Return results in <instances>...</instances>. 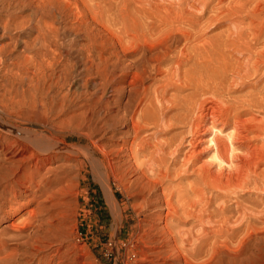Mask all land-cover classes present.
Segmentation results:
<instances>
[{
  "label": "bare ground",
  "instance_id": "6f19581e",
  "mask_svg": "<svg viewBox=\"0 0 264 264\" xmlns=\"http://www.w3.org/2000/svg\"><path fill=\"white\" fill-rule=\"evenodd\" d=\"M77 1L90 16L100 20L106 31L116 33L129 62L135 109L123 108L122 118L111 121L108 128L111 132L117 131L118 125L127 129L121 134L133 141L126 142L130 144L126 150L140 163L144 178L153 184V194L161 189L163 200L159 196L156 202L161 207L162 202L166 205L164 229L170 228L175 244L178 242L176 245L184 249L178 251V259L184 258L190 264L208 257L207 263L211 264L219 255L235 253L247 243L264 242L262 195L260 202L255 200L251 206L245 205L248 200H242L246 194L264 193L262 180V184L258 182L264 177V147L254 143L253 136L250 139L252 134H263L264 125L256 118H247L252 109L264 113V84L260 85L264 80L253 81L249 89L255 92L241 97L240 103H228L230 98L225 101L223 95L230 92L226 87L222 91L226 86L222 78L228 77V71L236 80H246L256 79L264 69V0H120L117 13L106 0ZM76 11L81 13L78 3ZM220 17L228 28L206 39L207 28ZM36 18V14L31 16ZM31 19L16 26L22 29V37L11 38L10 44L0 48L1 65L14 60L9 50L12 44L30 50L34 31L41 35L59 32L47 28L43 15L36 25L23 30ZM9 29V25L4 27V35L9 34ZM57 37L62 42L65 34ZM40 71L35 68L27 76L26 72L9 70L4 77V93L0 96V216L5 215L0 221L23 212L24 205L17 199L43 196L41 170L48 166L50 173L56 170V162H69L74 156L89 163L109 198L106 156L103 154L102 160L89 147L66 145V135L57 134L47 118L38 116L32 105H25V99L38 95L40 81L45 79L40 77ZM226 72L227 77L223 76ZM148 78L154 81L152 85H146ZM243 83L236 84L248 89ZM15 84H27V88L19 87L15 94ZM183 127L189 129L185 135L188 138L180 131ZM149 129L154 131L146 133ZM198 141L207 145L203 153L201 148V154ZM184 142L191 148L180 155ZM34 160L36 180L28 177L26 168ZM9 195L11 206H7ZM7 207L9 211L5 212ZM182 225L192 228L183 230ZM11 226L18 228L14 223Z\"/></svg>",
  "mask_w": 264,
  "mask_h": 264
},
{
  "label": "rangeland",
  "instance_id": "374dc122",
  "mask_svg": "<svg viewBox=\"0 0 264 264\" xmlns=\"http://www.w3.org/2000/svg\"><path fill=\"white\" fill-rule=\"evenodd\" d=\"M106 2L117 13L120 0ZM77 3L80 14L76 11ZM33 14L38 18L31 19ZM41 15L47 28L59 32L41 35L34 31L29 40V51L23 45L19 48L11 45L9 50L13 51L11 58L14 60L0 64V96L4 93L3 81L9 70L31 76L35 68H40V77L45 79L40 81L36 98L25 99V105H32L38 116L47 118L57 134L66 135V145L89 147L102 160L103 154L106 156L109 198L83 157L74 156L69 162L58 161L54 164L56 170L50 173L47 166L40 171L44 182L43 196L17 199L21 206L24 205L23 212L0 221V264H186L184 258L178 259L177 256L179 250L184 251L183 246L176 245L178 242L175 244L171 231H168L170 228L164 229L167 227L166 205L162 202L165 206L161 207L156 202L159 196V200H163L161 189L157 188L153 194V184L144 178L140 163H136L126 150L130 146L126 142L131 143L132 137H123L121 133L127 130L124 126L118 125L117 131L112 132L108 128L111 121L122 118L123 108L135 109L133 101L136 99L135 89L130 85L132 71L116 33L111 35L106 31L100 20L90 16L77 0H0V48L10 44L9 39L22 37V29L17 25L31 19L23 30L28 29L37 24ZM219 20L207 28L206 39L214 38L228 28L224 19L220 17ZM219 22L221 25L217 26ZM6 25L10 27L8 35H4ZM64 34V41L59 42L57 35ZM261 71L256 79H237L239 82L232 72L228 71L229 75L226 72L223 76L228 77L221 80L231 82H223L226 86L222 91L228 88L230 92L223 91L225 101L230 98L227 102L235 104L241 97L255 92L249 87L254 86L253 81L264 80V69ZM145 82L152 85L154 81L148 78ZM236 83H243L248 89L244 90ZM263 84L264 81L260 85ZM19 87L27 88V84H15V94ZM251 111L247 118H256L264 125V113L258 109ZM153 131L149 129L146 133ZM180 131L185 136L189 129L183 127ZM263 137L264 133L250 135V139L261 148L264 147ZM198 142V153L201 154L207 145L204 141ZM190 148L188 142H184L180 155ZM35 162L30 161L26 168L28 177L36 180ZM261 171L264 172V166ZM261 180L264 184V177L258 181L262 184ZM256 193L244 196L242 200H248L247 203L241 201L251 206L255 200L260 202L259 195L264 201V193ZM11 198L12 195L7 196V206L12 205ZM4 211L8 212L9 208ZM30 212L34 213L32 219ZM13 223L18 228H13ZM181 228L190 230L192 227L182 225ZM259 250H264V242L247 243L235 253L219 255L211 264H264V253ZM208 259L201 257L195 261L203 264Z\"/></svg>",
  "mask_w": 264,
  "mask_h": 264
}]
</instances>
